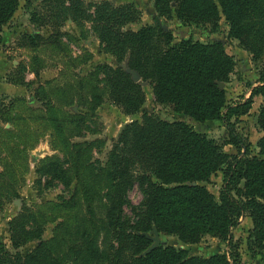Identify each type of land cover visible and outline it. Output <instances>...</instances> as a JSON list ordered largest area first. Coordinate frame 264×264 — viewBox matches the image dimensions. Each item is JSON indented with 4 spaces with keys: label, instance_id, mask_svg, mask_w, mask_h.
Here are the masks:
<instances>
[{
    "label": "trees",
    "instance_id": "1",
    "mask_svg": "<svg viewBox=\"0 0 264 264\" xmlns=\"http://www.w3.org/2000/svg\"><path fill=\"white\" fill-rule=\"evenodd\" d=\"M154 1L157 13L170 17L174 12L186 25L217 26L224 18L231 39L258 54L256 58L264 56V0ZM41 3L45 12L40 16L34 14L32 23L59 30L68 16L75 22H92L106 52L118 64L127 62L142 82L152 87L157 103L175 113L200 123L230 121L249 113L254 96L264 99L263 70L260 86L251 97L243 104L227 108V93L221 84L229 82L236 60L220 43L182 40L174 45L173 36L159 24L136 32L125 31L135 21L130 6L115 7L103 2L95 6L93 16H88L78 0L69 6L66 0H41ZM19 7L20 0H0V46L1 34ZM38 39L41 37L29 36V46L36 48ZM99 75L104 76L107 96H89L88 104L80 96H61L59 101L44 96L46 99L41 103L49 102L51 114H44L40 108L31 109V120L51 124L73 142L82 137L81 123L86 125L81 113L64 110L75 104L85 102L94 114L107 99L128 116L141 112L146 101L141 83H135L121 67L100 66L94 76ZM257 124L264 132V105ZM235 146L237 154L230 155L184 122L144 116L141 122L135 121L122 130L105 164L90 167L88 188L95 201L98 198L103 204L104 217L76 228L63 223L59 229L66 233L58 235L57 231L50 241H43V230L27 229V221L18 223L27 216L30 218L31 211L20 214L10 224L12 247L19 250L35 240L41 243L31 254L22 255L12 254L0 240V264H238V256L232 250V234L245 214L253 222L249 247L263 252L264 262V137L259 142L258 156H251L238 144ZM219 172L223 173L224 185L217 200L205 184ZM43 173L67 186L70 184L58 160L48 162ZM136 184L144 201L136 213L137 220L131 224L124 209ZM87 208L95 219L93 206L88 204ZM154 228L160 234L178 238L184 245L198 244L210 236L228 242L230 253L199 258L174 246H160L146 253L153 245L146 235Z\"/></svg>",
    "mask_w": 264,
    "mask_h": 264
},
{
    "label": "rangeland",
    "instance_id": "2",
    "mask_svg": "<svg viewBox=\"0 0 264 264\" xmlns=\"http://www.w3.org/2000/svg\"><path fill=\"white\" fill-rule=\"evenodd\" d=\"M72 1L66 0L67 6ZM78 1L82 2L88 16H93L95 6L103 2L115 7H132L135 21L127 25L125 31L136 32L159 24L173 36L174 45L182 40L222 44L236 60V68L229 82L221 84L227 93V108L243 104L260 86L264 56L256 58L258 54L249 52L238 41L231 39L230 27L224 18L217 26H194L183 24L174 12L170 17L161 16L157 13L154 0ZM43 9L41 0H20L18 11L1 34L0 240L12 254H31L41 243L35 240L21 246L19 250L12 247L10 224L20 214L31 211L30 218L26 215L27 219L18 223L21 225L27 221V229L43 230V241H50L57 231L58 235L66 233L63 228L59 229L63 223L76 228L104 217L103 204L99 203L98 198L95 201V196L88 188L90 167L105 164L122 130L135 121L141 122L146 115L168 122H184L223 147L227 154L236 155L238 149L235 144H238L239 148L247 149L251 156H258L259 142L264 137V132L257 124L264 105L261 96L252 98V108L244 116L233 117L230 121L224 119L200 123L158 104L152 87L147 83L143 86L145 105L139 114L128 116L107 99L96 113H91V106H86L90 101L89 96H107L104 76H94L98 68L107 65L114 69L121 67L125 71L123 67L128 66V63L118 64L116 58L106 52L90 21L75 22L72 16H68L59 30L32 23L33 15L40 16L45 12ZM32 35L41 37V40H37L36 48L30 47L27 41ZM44 96H51L54 101H59L61 96H80V100H87V104L83 102L63 108L74 114L81 113L86 118V125L81 123L84 130L81 138L70 142L66 135L58 133L51 124L31 120V109L40 108L44 114H51L49 102L41 103L46 99ZM36 139L38 141L35 144ZM39 149H47L48 153L33 163L35 151ZM52 160H58L66 171L70 182L68 186L50 175H44L43 167ZM223 179V173L219 172L205 184L217 200L224 185ZM127 200L124 214L134 224L136 213L144 201L138 184L130 190ZM88 204L96 211L95 219L87 208ZM252 229L253 222L245 214L233 230L232 250L238 256V264H264L263 252L249 247ZM149 236L154 237V234ZM159 240L160 246L187 250L191 257L211 258L230 253L228 242L210 236L192 245H184L178 238L160 233ZM74 242H77V238Z\"/></svg>",
    "mask_w": 264,
    "mask_h": 264
},
{
    "label": "water",
    "instance_id": "3",
    "mask_svg": "<svg viewBox=\"0 0 264 264\" xmlns=\"http://www.w3.org/2000/svg\"><path fill=\"white\" fill-rule=\"evenodd\" d=\"M123 68L125 69V71H126L128 74H130V75L132 76V80H133L135 83H141L142 86H145V85L147 84V83H143L142 80H141L140 75H139L137 72L131 70V69L129 68V66H125V67H123ZM47 153H48L47 149H39V150H36V151H35V155H36V156L32 159V162H33V163H36L37 160H38V157H42L44 154H47ZM152 233L154 234V237H151V236H149V235H146V237H147L148 239H150V240L153 241V246L147 251V253L151 252L152 250H154V249H156L157 247L160 246L159 232L157 231L156 228H154V230H153Z\"/></svg>",
    "mask_w": 264,
    "mask_h": 264
}]
</instances>
